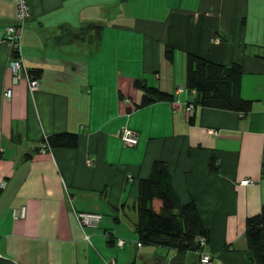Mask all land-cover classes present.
Wrapping results in <instances>:
<instances>
[{"label":"crops","instance_id":"obj_1","mask_svg":"<svg viewBox=\"0 0 264 264\" xmlns=\"http://www.w3.org/2000/svg\"><path fill=\"white\" fill-rule=\"evenodd\" d=\"M27 2L21 59L41 71L34 92L10 68L4 35L16 7L0 0V257L200 264L207 256L210 264H254L245 222L264 208V0ZM187 54L240 65L250 113L194 108L196 95L184 85ZM138 83L171 101L140 108ZM123 128L137 134L136 146L122 144ZM60 133L76 134L77 147L40 151ZM155 161L167 164L178 200L195 205L209 233L199 253L138 246V182ZM244 180L252 183L241 186ZM78 214L100 220L83 227Z\"/></svg>","mask_w":264,"mask_h":264},{"label":"trees","instance_id":"obj_2","mask_svg":"<svg viewBox=\"0 0 264 264\" xmlns=\"http://www.w3.org/2000/svg\"><path fill=\"white\" fill-rule=\"evenodd\" d=\"M164 56L172 60V50L166 48ZM16 53H11V58ZM33 79H38L40 70H29ZM242 68L238 64L222 66L198 56L185 57V89L196 95L193 107L232 111L246 116L252 103L240 95ZM144 91L140 108L160 101H171V97L156 88L138 83ZM76 134L60 133L43 140L48 149L77 147ZM212 171L216 170L210 166ZM137 221L135 232L141 246L162 247L177 253L201 252L199 240L208 242L209 233L200 221L193 203L181 204L172 186L167 164L155 161L150 176L139 180L136 201ZM245 236L251 260L264 264V208L258 215L247 218ZM107 234V244L112 245ZM135 264V263H132Z\"/></svg>","mask_w":264,"mask_h":264},{"label":"built area","instance_id":"obj_3","mask_svg":"<svg viewBox=\"0 0 264 264\" xmlns=\"http://www.w3.org/2000/svg\"><path fill=\"white\" fill-rule=\"evenodd\" d=\"M16 7V19L14 24L8 26L5 30L4 41L10 48L11 53H16V58H11L10 68L12 69L15 80H17L18 76H23L27 81L29 91L34 92L38 88V81L33 79L29 69L23 64L21 59V40L25 28V24L30 17V11L28 7L27 0H11ZM10 91L6 92V97H10ZM186 113L188 116H191L193 113V108L188 107L186 109ZM120 139L123 145L128 147H134L138 143L137 134L130 130L129 128H123L120 134ZM48 150V146L45 143H42L40 146V151L44 152ZM264 173V171H263ZM252 181L244 180L239 182L241 186L250 185ZM100 220V216L92 215V214H78V221L83 227H95L94 222ZM200 247L203 250L206 247V241L201 238L199 240ZM140 246V244H138ZM199 253V252H198ZM113 263V262H112ZM111 263V264H112ZM200 264H210V258L207 256H202L200 260Z\"/></svg>","mask_w":264,"mask_h":264},{"label":"water","instance_id":"obj_4","mask_svg":"<svg viewBox=\"0 0 264 264\" xmlns=\"http://www.w3.org/2000/svg\"><path fill=\"white\" fill-rule=\"evenodd\" d=\"M0 264H18L15 261L0 257Z\"/></svg>","mask_w":264,"mask_h":264},{"label":"rangeland","instance_id":"obj_5","mask_svg":"<svg viewBox=\"0 0 264 264\" xmlns=\"http://www.w3.org/2000/svg\"><path fill=\"white\" fill-rule=\"evenodd\" d=\"M95 36H96V35H95ZM95 36H94V37H95ZM95 38H97V36H96ZM28 89H29V87H28ZM37 89H38V88H37ZM37 89H36V90H37ZM36 90H35V91H36Z\"/></svg>","mask_w":264,"mask_h":264}]
</instances>
